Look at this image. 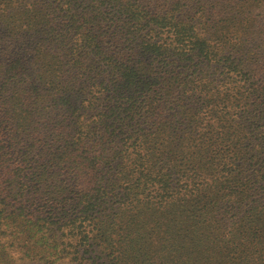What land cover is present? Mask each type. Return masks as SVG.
Here are the masks:
<instances>
[{"label": "trees", "instance_id": "obj_1", "mask_svg": "<svg viewBox=\"0 0 264 264\" xmlns=\"http://www.w3.org/2000/svg\"><path fill=\"white\" fill-rule=\"evenodd\" d=\"M252 0H0V264H264Z\"/></svg>", "mask_w": 264, "mask_h": 264}, {"label": "rangeland", "instance_id": "obj_2", "mask_svg": "<svg viewBox=\"0 0 264 264\" xmlns=\"http://www.w3.org/2000/svg\"><path fill=\"white\" fill-rule=\"evenodd\" d=\"M213 0H208L212 2ZM251 8L252 13L256 20V28L253 33L250 34L254 40V46L258 52L264 51V0H252Z\"/></svg>", "mask_w": 264, "mask_h": 264}]
</instances>
